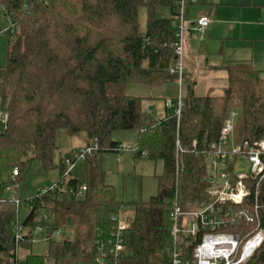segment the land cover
Returning a JSON list of instances; mask_svg holds the SVG:
<instances>
[{
  "label": "trees",
  "instance_id": "obj_1",
  "mask_svg": "<svg viewBox=\"0 0 264 264\" xmlns=\"http://www.w3.org/2000/svg\"><path fill=\"white\" fill-rule=\"evenodd\" d=\"M141 5L146 8L143 34L138 32ZM0 7L14 35L6 64L0 66V102L8 96L4 122L0 113V171L18 170L11 182L0 181V194L25 178L33 160L51 165L60 133H83L86 144L95 138L99 145L84 160L85 180L70 177L66 182L74 189L84 184L82 196L39 190L22 222L17 203L0 196V264H96L99 247L117 222L113 216L125 208L132 214L125 221L121 264H172L173 250L182 261H192L201 234H173L170 213L174 205L191 210L207 201L205 157L231 110L240 114L234 124L240 142L264 138L262 71L250 61L229 63L225 93L195 95L187 85L179 114L170 109L155 118L142 107V97L127 94L126 86L176 79L169 72L176 61L174 0H0ZM162 8L169 16L159 15ZM119 129H137L135 154L163 163L162 173L155 175L157 191L148 200L123 201L105 182L101 154L118 151L120 143L111 134ZM57 167L62 176L61 158ZM246 183L251 194L244 204L253 209L257 202L256 219L227 231L247 234L258 224L264 231V179L257 187L256 180ZM177 218L181 226L188 222V217ZM17 224L24 228L18 238ZM36 226L48 236L46 254L32 252ZM55 230H61L59 237L52 236ZM239 264H264V239Z\"/></svg>",
  "mask_w": 264,
  "mask_h": 264
},
{
  "label": "built area",
  "instance_id": "obj_2",
  "mask_svg": "<svg viewBox=\"0 0 264 264\" xmlns=\"http://www.w3.org/2000/svg\"><path fill=\"white\" fill-rule=\"evenodd\" d=\"M177 6L176 13L173 14L174 25L176 27L175 40L172 43L175 54V62L170 67L169 72L176 75L180 82L184 74L182 64V54L184 50V35L186 32H203L212 19L207 16H200L194 22L186 25L183 20V9L186 4L194 3L196 0H174ZM166 108L179 114L183 102L181 98H167L164 101ZM237 115L235 110H231L226 118L224 126L221 128L219 140L211 145L205 157L206 176L208 187L206 189L207 201L197 205L191 210H182L174 205L170 213L173 221L171 232L177 234L184 232L192 237L201 234L200 241L194 246V259L192 261H182L179 252L170 251L173 256L172 264H239L248 259L254 250L264 239V231L259 228V224L250 233L245 234L243 230L239 232L227 231L225 228L234 227L239 222L249 225L254 222L257 216L258 204L255 201L254 210L244 204L251 194V188L246 183L248 180H256V187L264 179V138L258 141L248 140L233 143L232 134L234 131V118ZM6 119L2 117L4 122ZM99 148L97 139L72 150L70 155L61 156L62 176L53 184L41 187V193L58 190L62 193H69L75 197L83 195L86 187L80 184L78 188H68L65 179L70 175L72 169L79 162H83ZM125 144L118 145V151L126 149ZM239 156L246 157L250 166L247 171H237L235 168ZM17 168L11 171L12 176L17 175ZM18 204V200L15 201ZM188 217V222L179 224L178 216ZM121 214L116 219V224L110 232L107 243L99 247V253L95 258L96 264H121L119 260L125 254V239L127 223L121 219ZM16 238L24 230L21 224L14 226ZM41 226H36L33 230V240L38 233H44ZM243 233V235L241 234ZM61 230H55L52 236L59 237ZM243 236V237H242Z\"/></svg>",
  "mask_w": 264,
  "mask_h": 264
},
{
  "label": "rangeland",
  "instance_id": "obj_3",
  "mask_svg": "<svg viewBox=\"0 0 264 264\" xmlns=\"http://www.w3.org/2000/svg\"><path fill=\"white\" fill-rule=\"evenodd\" d=\"M244 1L242 8H244L243 17L247 21H252L248 23L249 31L247 35H241L240 38L225 41L226 57L227 59H233L234 54L239 55L237 50H240L241 54L253 51V64L252 66L257 69L264 70V0H252L255 3L253 7L249 3L251 0H238ZM262 5L263 7H259ZM223 8H235L228 10H239L240 7H223ZM254 8V9H253ZM261 8V9H260ZM261 10V11H260ZM259 12L261 16H259ZM190 15L194 14L193 9L189 11ZM160 16H169V11L167 8H162L159 11ZM198 17V16H197ZM196 17V18H197ZM229 17V16H227ZM195 18V19H196ZM241 18L239 14L231 15L229 20H237ZM191 19L185 14V22L189 23ZM10 20L5 14L4 10L0 7V66L5 65L7 61V51L9 43L13 40V33L9 32ZM146 30V8L141 5L138 7V32L143 34ZM248 36L252 41L243 40V37ZM202 35L194 33L192 35L194 44L199 42L201 44ZM188 37L184 35L186 40ZM238 43L242 46V49L230 48L229 45ZM186 44V43H185ZM223 43L216 40L208 45L209 55H217L222 49ZM224 46V47H225ZM206 46L196 45L193 47L194 52L197 53L198 58H196V64L204 62L203 60L204 51ZM196 57V54L194 55ZM192 56V61H195V57ZM235 59V58H234ZM213 59H208L211 63ZM202 70L199 71L201 73ZM211 74L210 77L204 76L202 72L197 80L189 78L187 82H183L182 94L187 92V85H192L193 92L195 95H220L225 93L226 90V74L225 72H220L216 70ZM212 76V77H211ZM194 81V82H193ZM193 83V84H192ZM126 92L130 95H135L142 97V107L146 109L151 107V115L155 118H159L166 113H170V109L164 110L163 100L167 98H176L180 94V86L178 81H170L165 84H159L150 86L143 82H130L126 86ZM8 101V96H3L0 102V113L1 118L5 117V107ZM237 115L234 118L236 123L239 118V111L235 110ZM229 115V114H228ZM235 127V126H234ZM111 138L116 140L118 143L125 144L126 149L121 151H104L101 154V166L105 174V182L114 186L116 196L126 202H135L140 200H148L157 191V180L156 174H160L163 171V163L161 160H151L146 155H136L135 151L138 146V130L137 129H119L115 130L111 134ZM233 143H239V135L234 128L232 134ZM84 145V134L79 133L75 135H66L65 133H60L58 137V149L53 152V159L51 165L47 168L44 167L40 160H33L30 164L28 172L23 180H20L14 185L5 187L0 196L1 199H11L13 201L18 200L17 206V217L19 222H22L33 205L30 199L36 195V193L41 189V187L53 184L61 179L60 169L57 167L60 158L63 154L69 152L72 148L80 147ZM249 162L246 157L239 156L235 168L237 171H247L249 169ZM86 166L83 162H79L72 169L70 175L65 179L70 177H76L79 181H84L86 178ZM15 177L12 176L10 169H2L0 171V181L3 183H9L14 180ZM131 208H125L121 213V219L128 221V217L131 216ZM43 232V231H42ZM68 235H71L68 234ZM44 235L38 233L36 238L33 240L32 252L37 254L47 253V242L43 239ZM20 260L24 253L19 250ZM46 264H52L50 260Z\"/></svg>",
  "mask_w": 264,
  "mask_h": 264
},
{
  "label": "crops",
  "instance_id": "obj_4",
  "mask_svg": "<svg viewBox=\"0 0 264 264\" xmlns=\"http://www.w3.org/2000/svg\"><path fill=\"white\" fill-rule=\"evenodd\" d=\"M255 3L257 4V2H254L251 0V3L249 4L254 7ZM242 4H244V1H238V0H196V2L186 4L184 6V9H183L184 22H185V14H187V17L189 19H191L189 23L185 22L186 25H189L190 23L194 22L200 16H207L212 19V22L207 27H205V29L201 33L189 32V31L185 33V37L186 36L188 37L185 40L186 44L184 43V50L182 54V64L184 66L185 71H184L183 78L181 79L180 82L175 78L173 80H170V81H178L179 86H180L179 96L176 98H171V99L182 98L183 82L188 83V81L190 80L189 79L190 77L193 78V80H197L202 72L204 73V76L206 77H210L211 74L209 73H213L216 70H219L220 72L222 71L225 72V66L235 61H250V63L253 64L252 62L253 51L252 50L249 51L248 53L244 52L243 54H241L240 50H237L238 53L240 54L239 55L234 54V56H238V57H232L233 59H227L228 57L225 56L226 49H227V46H225V41L240 38L241 35H247L249 28L246 26L248 23L249 24L252 23V21H247V19L243 17L245 9L242 8L241 6ZM223 7H240V8L239 10L236 11V10H228V9H235V8H223ZM259 7H263V6L259 5ZM190 9H193L194 11L193 15H190L189 13ZM236 14H239L241 18L237 20H229L231 15H236ZM259 16H261L260 12H259ZM194 33H197L198 35H202V37L199 39L201 40V44L206 46V50L202 54V56L204 55L203 60L205 61L201 62L198 65L196 64V58H198V55L195 52L193 54L192 50L194 46L201 45V44H198L199 42H196L194 44V41L196 40L192 38V35ZM211 40L215 42L216 40H218L223 43L222 49L218 53H214L217 55H209L211 53L209 52L208 45L211 42ZM243 40L252 41V39H250V37L248 36L243 37ZM229 47L230 48L232 47L233 49H236V48L242 49V46L240 44L238 46V43L229 45ZM195 54H196V57L194 56ZM192 56L195 57V61H192L191 59ZM210 58L213 59L211 63L208 62V59ZM200 70H202L201 73H199ZM259 70H261L262 74L264 75V70L263 69H259ZM168 82H165V83H168ZM165 83H162V84H165ZM164 101L165 99L163 100V106H164V110L166 111V106H165ZM146 110L151 112V107H147ZM84 144H86L85 138H84ZM76 148L77 147L72 148L70 151ZM72 178H76V177H72Z\"/></svg>",
  "mask_w": 264,
  "mask_h": 264
}]
</instances>
